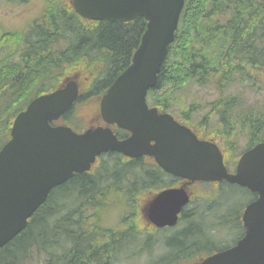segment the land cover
Returning <instances> with one entry per match:
<instances>
[{
    "label": "trees",
    "instance_id": "obj_1",
    "mask_svg": "<svg viewBox=\"0 0 264 264\" xmlns=\"http://www.w3.org/2000/svg\"><path fill=\"white\" fill-rule=\"evenodd\" d=\"M11 1L21 5L28 2ZM42 1L44 7L39 16L26 23L23 31L0 28V144L8 138L13 115L30 98L53 89L67 76H77L82 68L98 75L87 94L104 91L128 66L145 30L146 21L142 17L130 22L86 20L74 13L70 0ZM263 2L185 0L157 84L148 91V101L163 111L172 108L179 102L176 94L197 85L194 71L201 76L198 86L211 87L218 94L232 84L263 87ZM34 70L37 73L27 78ZM24 75L27 76L22 80ZM15 80H19L18 84L24 81L28 84L19 87ZM234 99L239 97H218L208 104L205 115L198 121L200 131L207 128L210 132L205 137L223 136L228 150L232 134H245V147L264 140L260 133L264 131V115L249 106H244L241 112ZM197 108L195 104L186 106L182 118L188 121ZM71 114L69 110L64 117L70 118ZM211 116H216L215 127L208 124ZM107 156L119 165L104 168L96 177L83 172L73 174L48 192L26 227L0 248V264H112L118 250L126 244L139 243L138 235H142V240L154 236L165 248L161 257L147 264H174L187 258L198 260L203 248L210 254L223 247L200 246L202 243L209 246L213 230L212 223H201L198 219L195 200L181 211L179 224L183 223L182 226L150 232L141 213L146 194L150 192L144 205L154 192L177 184L179 179L162 172L146 158L123 161L114 153ZM224 157L230 161L235 155L225 151ZM121 179L126 182L120 184ZM222 184L229 185L222 182L218 186ZM238 188L249 194V200L256 196ZM111 192L124 196L122 203L129 209V214L118 217L128 215L116 227L102 224L101 215ZM203 193L209 195L205 189ZM59 209L65 210L54 217ZM236 215L237 225L241 227L239 213ZM161 232L162 236H155Z\"/></svg>",
    "mask_w": 264,
    "mask_h": 264
},
{
    "label": "water",
    "instance_id": "obj_2",
    "mask_svg": "<svg viewBox=\"0 0 264 264\" xmlns=\"http://www.w3.org/2000/svg\"><path fill=\"white\" fill-rule=\"evenodd\" d=\"M71 4L89 20H146L130 64L100 99L103 120L130 135L118 140L108 127L78 133L69 126L51 124L76 100L74 80L32 99L14 117L10 138L0 148V247L25 228L51 188L74 172L89 170L101 152L115 150L130 157L153 156L165 171L190 181L225 180L255 192L257 197L241 215L242 237L233 246L191 264H264V141L243 152L235 171L228 172L214 143L197 139L172 115L159 114L146 103L147 90L156 85L174 39L184 0H71ZM187 201L183 187L162 190L149 202L146 217L157 227L172 226Z\"/></svg>",
    "mask_w": 264,
    "mask_h": 264
},
{
    "label": "rangeland",
    "instance_id": "obj_3",
    "mask_svg": "<svg viewBox=\"0 0 264 264\" xmlns=\"http://www.w3.org/2000/svg\"><path fill=\"white\" fill-rule=\"evenodd\" d=\"M43 7L42 0H28L26 4H18L17 2H13L11 0H0V28L9 30V31H23L27 26L26 23H31L33 19L39 16L41 8ZM2 32V30H0ZM68 42V41H67ZM239 57V56H238ZM16 60L15 57H13ZM36 65L35 62L33 66ZM32 66V67H33ZM100 67L99 65H97ZM27 69V68H25ZM33 73L24 75L22 80L27 76L30 79L33 76ZM196 75L197 85H192L190 87H186L183 91L179 92L175 95V99L178 100V104L172 107L175 113L179 112V109H183L186 106H189L191 103L198 105L197 111L192 116V120L196 125L198 120L203 117L204 112L207 110L205 108L207 104L215 101L218 97L227 98L229 96H238L239 99H234L236 101H249L252 103L251 109H260L261 115H264V87H242L239 84H232L230 87H227L221 94L216 93L211 87H200V80L201 76L198 75V71H194ZM20 78V79H21ZM19 79V80H20ZM19 80H15L17 86L21 87L23 85L28 84V81H24L18 84ZM261 84L264 85V76L261 77ZM14 86V85H13ZM12 89L7 90L10 92ZM92 97L87 99L86 105L91 100H96ZM77 104L74 106L75 108V117L72 116V121L78 123L79 113L82 114V118H86L87 120V110ZM245 105V104H241ZM247 106V105H246ZM239 108V107H238ZM80 122L82 123L81 119ZM71 123V122H70ZM209 126H216V118L212 117L208 121ZM76 126L75 124H72ZM77 127V126H76ZM205 131H207L205 133ZM204 134H210L209 130L205 128ZM261 135H264V131L260 132ZM245 145H247V138L246 136H241L237 142V150L240 151ZM232 153H236L233 151ZM120 184H124L126 182L125 179H121L118 181ZM118 186H120L118 184ZM210 190L213 188L212 185H208ZM120 194L116 192L115 195ZM197 192L194 191V195ZM204 194V193H203ZM198 194L195 196V206L198 211V219L201 223L207 221L212 223L211 228L213 232H211V239L209 246L204 245L203 243L200 246L209 247H217V245H230L232 242L236 240L238 235L241 233L240 227L237 225V213L240 211L244 203L249 200V194L245 191H241L238 187H234L232 185L222 184L220 187H216L214 189L213 195L210 192L206 194L210 195H203ZM144 197V196H142ZM123 196L118 195L114 200L113 203L107 207L104 212H102V224L107 227H116L122 223L123 218H127V216L119 219L123 215H126V206L122 203ZM145 200V199H144ZM69 206V205H68ZM219 208V209H218ZM67 209V208H65ZM65 209H59L55 211V216L57 217L59 214L63 213ZM223 220L222 222H220ZM224 220H227L225 222ZM116 221V224H115ZM179 224V226H182ZM204 227V226H203ZM176 233V232H175ZM162 233L154 234L155 236H162ZM174 234V233H173ZM172 235V234H171ZM170 235V236H171ZM154 237V236H153ZM152 239L142 240V235H138L137 239L139 243H129L126 244L121 250H118L115 260L112 264H147L148 261L151 263L158 257H161L164 252L165 248L163 243ZM207 249L203 248L202 254H206ZM186 257V256H184ZM182 260V261H181ZM189 261V259H180V261H176L174 264H185ZM171 262V261H170Z\"/></svg>",
    "mask_w": 264,
    "mask_h": 264
},
{
    "label": "flooded vegetation",
    "instance_id": "obj_4",
    "mask_svg": "<svg viewBox=\"0 0 264 264\" xmlns=\"http://www.w3.org/2000/svg\"><path fill=\"white\" fill-rule=\"evenodd\" d=\"M83 80H84V78H83ZM77 83H78V85H79V79L77 80ZM89 87H90V83H89L88 86H86V88H89ZM79 91H80V86H79ZM97 101H98V100H97ZM96 103H97V102H96ZM89 108H90V110H89L90 113L94 110V111L96 112V114L98 115V111H97L98 104L96 105L95 103H94V104L92 103V105H91ZM94 117L96 118V122L103 124V122H102V120L100 119L99 116L96 117V115H95ZM117 165H119V164H118V163H114V164L112 165V167H115V166H117ZM187 191H188L189 194H190V191H189L188 188H187Z\"/></svg>",
    "mask_w": 264,
    "mask_h": 264
},
{
    "label": "bare ground",
    "instance_id": "obj_5",
    "mask_svg": "<svg viewBox=\"0 0 264 264\" xmlns=\"http://www.w3.org/2000/svg\"><path fill=\"white\" fill-rule=\"evenodd\" d=\"M114 195H115V194H114ZM126 209H127V210H126V212H125V213H126V214H129V213H128L129 209H128V208H126ZM146 240H148V239H146Z\"/></svg>",
    "mask_w": 264,
    "mask_h": 264
}]
</instances>
